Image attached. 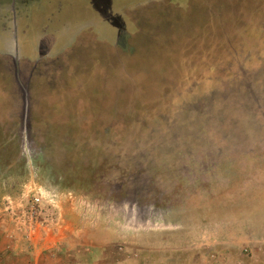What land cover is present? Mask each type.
I'll list each match as a JSON object with an SVG mask.
<instances>
[{"label":"rangeland","instance_id":"obj_1","mask_svg":"<svg viewBox=\"0 0 264 264\" xmlns=\"http://www.w3.org/2000/svg\"><path fill=\"white\" fill-rule=\"evenodd\" d=\"M0 211L26 261L21 222L58 217L52 264L264 222V0H0Z\"/></svg>","mask_w":264,"mask_h":264},{"label":"crops","instance_id":"obj_2","mask_svg":"<svg viewBox=\"0 0 264 264\" xmlns=\"http://www.w3.org/2000/svg\"><path fill=\"white\" fill-rule=\"evenodd\" d=\"M42 216L44 217L41 221H34L30 223V225L28 222H24V221L21 222V226L23 230L27 231L28 230L27 227H29L30 229L28 231H35L36 234V238L33 240L32 237H29L30 235H26L31 233L22 232V234H24L25 237L29 238L31 241L30 252L28 251V253L31 255V258L28 259L29 261H26L25 260L26 254L22 252L23 251L22 249L19 250L18 248H16L15 252L14 250L9 252L4 246L2 241H4V238L8 230L4 228L5 225H3L4 220L6 221V219H4L3 214L0 213V264H52L50 261L51 258L55 259V255L58 254L56 251H59L57 250L58 245L56 239L60 240V244L62 243V241L65 240L69 241V239H68V235L63 236L60 234L58 235L55 234L56 232L54 230V227L58 224L59 221L57 219L58 217L55 218L53 216H48V212L44 213ZM54 222H55V226H54ZM234 222L237 223V221ZM241 222L242 221H238L237 223L238 225H230L224 227L225 234H230L231 231L238 230V234L236 235L233 234L228 236L229 238H232L233 241L232 240L221 241V239H228V238L220 237V236L214 238V236L211 235L206 236L204 232L203 233L202 231L199 232V230L195 231L194 233L190 231L182 232L175 230L174 231L146 230L141 232L143 234V239H144V241L142 242L144 244L142 245L143 246L142 249L143 251L144 250L148 251L146 255L149 256L148 258L149 263H151L152 257L154 255L160 254L161 256V253L162 255L165 254V252L163 253L162 251L181 250V252L179 253L172 252L176 254L170 255V256L172 255L179 256V255H183L182 250H185L186 248V250L191 249L194 252L195 251L197 252L195 253V256H193V258L189 256L191 252L190 253L186 252V257L179 256L181 259L178 258V264H183L184 259L187 260L190 259V262L188 264H264V230H262L260 226H258L260 223H264V222H254L248 219L244 220V225H242ZM251 223L254 225H252ZM257 227L260 228V230L262 231L261 234H258L256 236L254 235L253 237L254 233L251 234L246 232L248 230L257 229ZM209 228L210 226L208 227V229ZM211 228H213V226ZM65 230L71 231L69 226H67ZM137 235H139V233H137ZM96 239H100V237H96ZM35 240L37 243L35 242ZM62 245H64V243H62ZM70 245L71 246L69 249L71 248L73 249V247H75L71 242ZM207 247L210 248L208 251H206ZM98 248L101 247L100 244L98 243V240H96L95 246L88 248L87 251L98 250ZM76 249L79 250L80 247L79 248L76 247ZM60 252L61 253L65 252V249L63 248V250ZM132 252L134 253L135 250H132ZM40 254L45 256L46 262L39 259L38 256ZM203 254H206L205 259L204 257H202ZM40 261H42L43 263L42 262L40 263ZM153 261H155V258ZM159 261L162 262L160 258ZM63 264H70V263L67 262ZM71 264H83V263H80L79 261H75L74 263ZM84 264H93V262L87 261Z\"/></svg>","mask_w":264,"mask_h":264},{"label":"built area","instance_id":"obj_3","mask_svg":"<svg viewBox=\"0 0 264 264\" xmlns=\"http://www.w3.org/2000/svg\"><path fill=\"white\" fill-rule=\"evenodd\" d=\"M38 204H39V198L36 197L34 199V206H38ZM32 214L37 215V210L36 209L32 210Z\"/></svg>","mask_w":264,"mask_h":264}]
</instances>
